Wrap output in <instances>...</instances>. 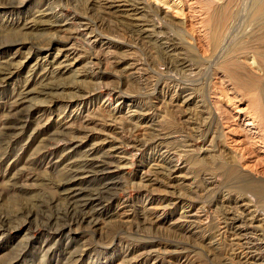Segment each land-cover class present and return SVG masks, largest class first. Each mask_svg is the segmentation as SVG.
I'll use <instances>...</instances> for the list:
<instances>
[{
	"label": "rangeland",
	"instance_id": "374dc122",
	"mask_svg": "<svg viewBox=\"0 0 264 264\" xmlns=\"http://www.w3.org/2000/svg\"><path fill=\"white\" fill-rule=\"evenodd\" d=\"M10 1L0 0V264H264V198L259 189L264 186V146L250 144L264 131L262 98L234 87L216 67L219 54L244 41L254 26L251 18L238 13L221 48L213 52L202 34L205 28L195 23L196 28L116 27L106 22L118 15L85 11L84 0H77L82 5L76 14L71 7L44 11L43 0H24L15 10ZM56 5L61 6L57 1L54 9ZM73 16L83 23L105 24L75 27ZM191 34L196 35L192 47L184 42ZM263 37L248 43L251 49L264 47ZM166 40L180 47L167 55L160 45ZM71 47L77 58L67 69L71 62L64 56ZM59 50L65 53L57 55ZM254 73L246 67L241 74L264 80L263 72ZM172 79L189 88L182 96L191 98L184 113L169 114L161 128L183 140L208 132L214 147H220L215 124L220 121L221 143L228 155L240 154L235 148L241 145L257 171V185L229 175L218 177L212 187L203 186L197 182L212 172L206 170L211 158L205 156L203 167L192 168V154L185 157L189 170L174 174L171 186L166 170L146 172L149 135L127 122L111 123L108 114L115 107L123 115L138 110L147 114L154 105L160 118L167 112L162 102L169 99L161 88L173 85ZM154 87L156 100L151 96ZM231 107L245 116L237 120ZM248 116L256 128L245 125ZM108 131L131 155L132 166L121 168V155L113 165L100 157L101 148L112 140L104 142ZM168 141L173 142L170 148H179ZM134 142L141 147L132 149ZM111 165L112 178L95 172ZM176 165L184 164L176 158L171 166Z\"/></svg>",
	"mask_w": 264,
	"mask_h": 264
},
{
	"label": "bare ground",
	"instance_id": "6f19581e",
	"mask_svg": "<svg viewBox=\"0 0 264 264\" xmlns=\"http://www.w3.org/2000/svg\"><path fill=\"white\" fill-rule=\"evenodd\" d=\"M11 1H14V2L11 3ZM11 1H10L11 7H12L11 9L19 10L24 5V0H11ZM57 1L60 2L61 6H57L58 5L57 4L55 7L56 9H54V4H56ZM78 1H80V0H78ZM78 1L77 0H43V6H41L40 8L44 7V9H42L44 11H50L52 13H59L62 8L64 9L66 7H71L75 12L78 10V7L82 5L81 4L82 1H80L81 3H79V5L77 6ZM61 2L63 5L61 4ZM83 4H84V6H82V8L83 9L85 8L84 9L85 11L86 10L94 11V10L102 9V12H104V13L106 12V15H109V13H111V12L114 13L113 15H115V14L118 15V16L115 15L117 17L115 19V21H107L106 22V23L110 22L111 24L113 23L116 25V27L117 26L118 27H152V29H154L153 27H182L183 28V27H192L191 25L188 26V24L195 23V25H198V27H204L205 28V33H202V34L205 37L207 36L208 43L211 45V47L208 46V48H210V49L213 48L214 49V50L212 49L213 52H215V50H219V48H221L223 41L226 37L224 35V33L226 32L227 29L230 30L228 27L233 26L234 19H235L236 15L240 12L246 13V15L249 18H251L252 22L254 23V24H252V25H254L253 28H251L250 31L247 32V34H245V36H243L244 41L240 42L238 47H235L236 45H234V46L232 45L235 48L232 47V49L224 50L223 54H219V55H221L220 60L218 59L219 60V61H217L218 63L216 62L217 66L216 65L215 66L219 69V71L221 70V71H223L222 73H225L226 78L229 79V81H231L235 85L234 87H238V89H241L242 91H244L245 93H248V94L250 93V94L255 95V93H256L257 95L258 94L260 95V96L259 95L258 96L262 98L263 106L261 105L262 106V108H261L262 113L261 114H263L262 117L264 119V95H263L264 94V80L262 79V81H261V77L257 78L258 76L256 77V75H258V74L255 75L256 78L253 75H249V74L242 75L241 74L243 72V69L246 67L249 68L252 72L261 73V74H262V72L264 73V47H257L256 46L257 48L251 49V47L248 44V43H253L255 41L259 42L261 40V38L264 36V0H84ZM40 8H37V9H40ZM57 9H59V10H57ZM83 13H84V11H83ZM85 13H88V12H85ZM118 13H121V14H118ZM75 14H76V12H75ZM75 14L73 13V15H75ZM151 15H152V18L148 17ZM86 16H87V14H86ZM74 18H76V17H74ZM74 18H73V20H74ZM87 18H88V16H87ZM89 19L91 20V18H89ZM76 21L78 22V24H77V26L75 25V27H96V26H100L101 24L103 25V23L105 22V20L104 21L100 20V22H97L98 24L93 23V22H88V21L86 23H83V22L78 21L77 18H76ZM74 22H75V20H74ZM193 26H194V24H193ZM200 30L203 31L202 29H200ZM152 31L154 32L155 30H152ZM192 32H193V30H192ZM196 32H194V34L198 35V33H196ZM192 37L193 36L191 34L190 36L189 35L185 36L184 37L185 39L183 38L184 42H186L185 43L186 46L192 47V45L194 43L193 42L194 37L193 38ZM96 38L97 37L94 36V39H96ZM198 39H199V37H198ZM156 40H159L158 42L163 41V39H161L160 37H158ZM165 42L161 43V44L159 43V44L162 45L163 47L165 46L166 50H164V51L167 55L180 47L179 45L177 46L174 43H172V40L170 41L171 43L170 42L167 43V40ZM109 43H111L110 40H109ZM197 44L199 45V42ZM155 45L156 44L154 43V46ZM109 47H111V45ZM252 47H254V46H252ZM169 48H171V49H169ZM250 49L254 50L255 52L254 51H252V52L255 54H250V52H251ZM61 52L65 53V50H59V53L57 52V55L60 54ZM165 53H163V54H165ZM216 53L218 54L219 52H216ZM216 53L214 55H216V57H217L218 55ZM212 55H213V53H212ZM64 58H66V61H68V62H71V61L73 62L77 58V53L72 48L71 51L68 52V54L66 56H64ZM41 62L43 63L44 61L42 60ZM72 62L68 63L67 69L71 68ZM42 63H41V65H42ZM52 63H53V61H52ZM187 67L192 72V66L187 65ZM55 68H56V65H55ZM32 69H34L33 72H35V65ZM50 72H51V75L53 73L55 76L54 70L50 71ZM246 72H247V69H246ZM248 72H250V71H248ZM47 73H48V70H47ZM262 75H259V76H262ZM175 80L176 79H172L169 82V84L172 83L173 85L166 88V90H163L162 89L163 87L161 88V90L164 92V94L167 92L169 93V99L167 101L162 102L164 110L167 112H164V111L161 112V114H163V115H161L160 118H159V116H158V118L156 116V112H158V110H157V107H155L154 105H150L149 110H148L149 112H147V114H142L141 113L142 111L138 110V111H132L130 113L126 112L127 114L123 115V114H120L119 110H117L116 107L113 108L111 111H109V114H108V117H109L111 123L116 124L117 122H123V123L127 122V124L128 123L130 124V126L133 125L132 127L135 130H137L139 132H144L143 136H146V134L149 135L150 144L148 145V151H149V159L148 160H149L150 166L148 167V169H147L148 171H146V172H149V173L154 172L156 174L157 171H152L153 168L154 169L156 168L155 170H159V171L162 170L163 172L166 170L167 179H168L167 184H169L171 186L172 181H176L173 178L174 174L179 176V174L181 173L180 171H183L184 168L189 170V168H190L189 162L185 160V157L188 154H192V156H193V161H192L193 164L191 163V166H193L192 168L203 167L204 166L203 163L206 160L205 156H209L211 158V162H210L211 169L208 168L206 170H212V172H207L206 173L207 176L202 175L199 182L196 181L197 179L194 180L195 184L197 182V183L202 184L203 186L212 187L213 184L215 183V180L218 177H220V178H221V176H224V177L227 176L228 177L229 175H231L232 177L238 176L240 178L243 177V178L248 179L250 185H252V186L257 185L256 184V182L258 180V176L256 174L257 171L254 170L255 169L254 166L252 168V166H250V164H248V162L245 158V155H244L245 151L243 150V148H240L241 145L237 144L238 142L236 143L237 147L235 146L236 147L235 151L239 152L240 154L228 155V153L226 151L228 149V147H226V144L223 145L224 144L223 142H222L223 144L221 143V140L225 137V136H223L222 131L219 130V127H220L219 125L222 126V124L219 123L220 121L216 122V117H215L214 113L212 112V109L210 108V106L206 107V109H207L206 111H207V114L209 117H212L213 120L215 119V122H216L215 124L217 126L216 127L217 130L216 129L215 130L219 134L221 133L220 137L222 139H220V144H221L220 147L218 146L219 145L218 143H217L218 145L215 144L217 146L214 147L213 142L211 140L213 137L210 139L209 138L210 135L208 132L203 133L202 135H198L196 138H193V139L183 140L181 138H178V136L173 137V135L177 134V132L168 134L165 132L164 128L163 129L161 128V126H160L161 122L163 123L165 121L164 120L165 117L168 116L169 114L173 115L177 112H180V113L183 112L184 113L183 108H185L187 106V102L191 98L190 97L191 94L190 95L185 94L186 96H182V94L185 91H188L189 88L179 87V83L176 82L177 80L176 81ZM169 84H167V85H169ZM156 89H157V87H156ZM156 89L154 87V89L152 90V93H151V96L153 97L154 100L157 99L156 96L158 95L156 92ZM233 90H234V88H233ZM236 90H237V88H236ZM159 94H160V92H159ZM236 97L234 98L235 101L240 102L241 100L239 98H236ZM204 100H203V102L205 103ZM253 101H254L253 99H250L251 104H253ZM204 103H202V104L204 105ZM207 104H209V103H207ZM204 106H206V105H204ZM66 108H67V106H66ZM66 108H64V111H66L65 110ZM204 109H205V107H204ZM240 110H238V108H232L231 109V111H233V113H234V116H235L234 118H236L237 120L238 119L241 120V118L245 116L244 115L245 113L241 112ZM95 111L97 112V111H99V109H96ZM93 113H95V112H93ZM75 118L77 120V118H80V116L76 115ZM252 118L249 117L250 121H247L245 125L256 128V126L254 125V123L252 121ZM73 120H75V119H73ZM72 124H73V122H72ZM68 125L71 126V124H68ZM155 125H157V126H155ZM222 128L223 127H221V129ZM107 133L108 134L104 136L105 137L104 142L106 143L107 140H111V139L112 140L110 142L106 143V145L101 148V156L100 157L107 160L108 162L111 161V164L113 165L115 162L114 159L118 155H121L120 157H118L121 162L123 161L122 163L119 161V163L122 164L120 167L121 168L123 167L125 169L129 166H132L133 163L129 160L131 158L130 157L131 155L127 154V151L124 150L125 148L122 147V144H117L118 142H116V139L109 137V131ZM260 133H261L260 131H259V133L257 132L259 139H257L253 143H250V141H253V139L250 140L248 142V145H249V143L251 145H253V144L258 145V143L259 144L261 143V146H264V139H262V141L260 142V140L262 138ZM141 136H142V133H141ZM214 139H213V141H214ZM168 140L176 141L175 143L179 144V148L178 147L170 148V145L173 142H169ZM199 140H202V142L204 143V146L198 147L197 143ZM243 141H245V140H243ZM227 144H228V142H227ZM118 145H121V146H118ZM127 145L129 147V144H127ZM132 146H133L132 149L141 147L136 142H134L132 144ZM213 148H217V149L213 150ZM247 148L245 147L246 150H247ZM232 150H234V149L232 148ZM116 152H119V153H116ZM215 153H216V155H215ZM126 156H128V157L126 158ZM176 158H179L182 161V165L184 164L182 166V168L177 169V165L171 166L172 164L174 165ZM107 161H105V162H107ZM108 162H107V164H108ZM207 164L205 166H207ZM88 165H89V163H88ZM112 165L110 166V168H109V166L108 167L104 166L102 168V170L95 171V172L102 171V173L106 177L109 176L112 178L113 174L110 171L111 167L114 168ZM217 165H218V167H216ZM95 168H96V170H97V168L101 169V166H96ZM184 175H185V173H184ZM184 175H182V176H184ZM259 177L262 178V176H259ZM195 186H197V184ZM259 186H260L259 189L262 190L261 191L262 193H260V194H262L261 196L264 198V186H262V185H259ZM256 187H258V186H256ZM251 188H253V187H251ZM197 189H198V187H197ZM156 209H158V208H156ZM261 263H264V261L262 260Z\"/></svg>",
	"mask_w": 264,
	"mask_h": 264
}]
</instances>
